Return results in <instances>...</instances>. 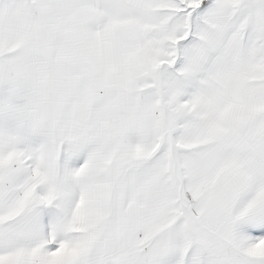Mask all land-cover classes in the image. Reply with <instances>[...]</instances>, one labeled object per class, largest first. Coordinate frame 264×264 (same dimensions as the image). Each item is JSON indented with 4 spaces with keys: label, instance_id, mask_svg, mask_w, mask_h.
Instances as JSON below:
<instances>
[{
    "label": "snow or ice",
    "instance_id": "1",
    "mask_svg": "<svg viewBox=\"0 0 264 264\" xmlns=\"http://www.w3.org/2000/svg\"><path fill=\"white\" fill-rule=\"evenodd\" d=\"M0 264H264V0H0Z\"/></svg>",
    "mask_w": 264,
    "mask_h": 264
}]
</instances>
